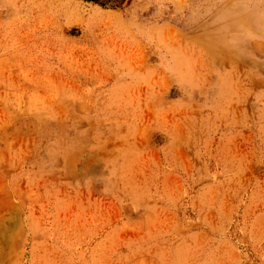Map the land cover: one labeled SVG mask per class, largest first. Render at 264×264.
Wrapping results in <instances>:
<instances>
[{
  "label": "rangeland",
  "instance_id": "374dc122",
  "mask_svg": "<svg viewBox=\"0 0 264 264\" xmlns=\"http://www.w3.org/2000/svg\"><path fill=\"white\" fill-rule=\"evenodd\" d=\"M0 0V264H264V0Z\"/></svg>",
  "mask_w": 264,
  "mask_h": 264
},
{
  "label": "trees",
  "instance_id": "16d2710c",
  "mask_svg": "<svg viewBox=\"0 0 264 264\" xmlns=\"http://www.w3.org/2000/svg\"><path fill=\"white\" fill-rule=\"evenodd\" d=\"M92 1L99 2V3H101L102 5H104V4H105V2H104V3H102V2H100V0H92Z\"/></svg>",
  "mask_w": 264,
  "mask_h": 264
}]
</instances>
